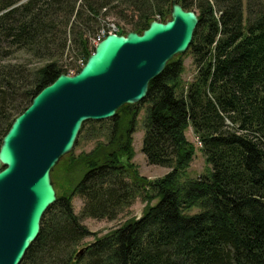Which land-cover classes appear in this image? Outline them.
Instances as JSON below:
<instances>
[{
  "label": "trees",
  "instance_id": "trees-1",
  "mask_svg": "<svg viewBox=\"0 0 264 264\" xmlns=\"http://www.w3.org/2000/svg\"><path fill=\"white\" fill-rule=\"evenodd\" d=\"M125 1L138 13L130 31L169 16L171 0H0V144L41 88L80 70L102 30L100 16ZM177 1L190 10L187 0ZM198 8L186 51L192 79H182L176 55L141 101V152L170 171L148 179L132 160L141 102L121 106L112 118L84 121L79 139L86 128L98 139L52 170L57 199L20 264H264V7L246 17L242 0H200ZM70 46L81 57L75 68L58 63ZM16 51L44 63L29 69L6 60ZM189 128L206 164L195 177L186 174L196 151ZM75 196L81 215L98 220H115L136 197L146 205L96 236L74 212ZM88 236L94 237L76 255Z\"/></svg>",
  "mask_w": 264,
  "mask_h": 264
},
{
  "label": "water",
  "instance_id": "water-1",
  "mask_svg": "<svg viewBox=\"0 0 264 264\" xmlns=\"http://www.w3.org/2000/svg\"><path fill=\"white\" fill-rule=\"evenodd\" d=\"M198 21L171 0L169 16L141 33L109 32L78 72L59 74L13 119L0 144V264H20L38 236L57 199L51 172L72 150L81 124L141 102L167 62L187 51Z\"/></svg>",
  "mask_w": 264,
  "mask_h": 264
},
{
  "label": "rangeland",
  "instance_id": "rangeland-1",
  "mask_svg": "<svg viewBox=\"0 0 264 264\" xmlns=\"http://www.w3.org/2000/svg\"><path fill=\"white\" fill-rule=\"evenodd\" d=\"M187 2L188 4L191 5L189 9L193 10L196 14H198L199 13L198 5L200 3V0H187ZM242 3H243L244 17L253 14V12L259 7H264V0H242ZM137 17H138V13L133 5L127 4V1L118 2L115 7L110 8L108 11H106L104 15L100 16L98 28L101 27L102 29L100 33L105 32V30H108L109 32H114L116 31L117 27L128 32L131 30L132 24L137 20ZM77 54H78L77 50L74 47L72 48V46H70L69 49H66L62 53L60 59L57 58L58 63L61 64L62 66L65 65L68 67L75 68L81 63V57H78ZM181 55L184 66L182 72V79L187 83L192 79L195 73V67L192 63L191 53L185 52L184 54ZM6 60L18 64H23L29 69L37 68L38 66H41L44 63L42 60L27 55V53L24 51L21 52L16 51L12 53V55L8 56ZM68 74H74L73 70L70 69V72ZM139 104L142 106V108L137 118L136 130L133 133L134 156L132 160L136 164L137 169L142 176H145L148 179H155L163 176L164 174L169 172L170 169L165 166L149 164L146 161L144 154L141 152V143L144 132L143 115L145 111L144 109L145 104L143 102ZM86 129L84 131V134L82 135V138L79 139L80 133L78 134L76 139L79 140V143L77 145V141L75 142V145L71 150V153H74L76 155L81 151L88 152L94 146L98 138L96 137L94 139V137L91 136V131L86 133ZM185 134L188 140L194 143L196 149L195 155L191 160V163L186 171V174L187 176L195 177L201 174L205 170L206 164L204 161L203 153L199 150L196 137L194 136L191 128L187 129ZM72 204H73L74 212L80 218V222L86 225V227L89 230L96 232V236L107 233L110 229L121 224L127 218L139 216L146 205L144 201H142L139 197H136L133 203L129 206V208L124 210L115 220L109 221L106 219L98 220V219L82 216L80 212L82 207V199L80 197L75 196L73 198ZM93 237L94 236H88L83 238L77 247L83 249L82 246L89 243L93 239Z\"/></svg>",
  "mask_w": 264,
  "mask_h": 264
},
{
  "label": "built area",
  "instance_id": "built-area-1",
  "mask_svg": "<svg viewBox=\"0 0 264 264\" xmlns=\"http://www.w3.org/2000/svg\"><path fill=\"white\" fill-rule=\"evenodd\" d=\"M102 37H104V32H101L96 38H93L92 43L96 44L99 40H101ZM196 141H197V144L200 145L197 138H196Z\"/></svg>",
  "mask_w": 264,
  "mask_h": 264
},
{
  "label": "bare ground",
  "instance_id": "bare-ground-1",
  "mask_svg": "<svg viewBox=\"0 0 264 264\" xmlns=\"http://www.w3.org/2000/svg\"><path fill=\"white\" fill-rule=\"evenodd\" d=\"M193 38V37H192ZM80 130V129H79ZM79 132V131H78ZM78 135V134H77ZM77 137V136H76Z\"/></svg>",
  "mask_w": 264,
  "mask_h": 264
}]
</instances>
